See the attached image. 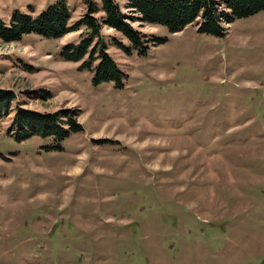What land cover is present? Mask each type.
Listing matches in <instances>:
<instances>
[{
	"label": "rangeland",
	"instance_id": "1",
	"mask_svg": "<svg viewBox=\"0 0 264 264\" xmlns=\"http://www.w3.org/2000/svg\"><path fill=\"white\" fill-rule=\"evenodd\" d=\"M57 1L0 0V19ZM132 25L161 42L109 46L122 87L61 57L79 31L0 41V264H264V11L221 36ZM17 107L77 109L82 129L19 141Z\"/></svg>",
	"mask_w": 264,
	"mask_h": 264
},
{
	"label": "trees",
	"instance_id": "2",
	"mask_svg": "<svg viewBox=\"0 0 264 264\" xmlns=\"http://www.w3.org/2000/svg\"><path fill=\"white\" fill-rule=\"evenodd\" d=\"M85 3V13L73 23L64 0L34 15L14 11L9 23L0 19V41L18 42L30 33L59 39L69 32L79 31L77 42L62 45L61 57L78 62L81 69L92 72L93 84L112 81L116 87H122L125 74L110 55L109 46L119 48L126 55L142 56L151 46L161 42L153 34L135 28L134 22L165 26L171 33L195 23L199 32L221 36L226 33V25L235 18L264 11V0H127L126 11L113 0H100V6L91 0ZM103 28L119 33L121 38L104 34ZM15 98L12 90L0 88V119L13 110ZM78 114L77 109L71 108L40 113L17 107L8 132L16 133L19 141L40 135L52 136L59 142L69 132L82 129L77 121Z\"/></svg>",
	"mask_w": 264,
	"mask_h": 264
}]
</instances>
